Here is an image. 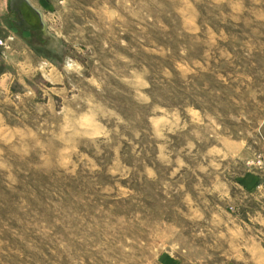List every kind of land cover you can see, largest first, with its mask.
<instances>
[{
  "label": "rangeland",
  "instance_id": "rangeland-1",
  "mask_svg": "<svg viewBox=\"0 0 264 264\" xmlns=\"http://www.w3.org/2000/svg\"><path fill=\"white\" fill-rule=\"evenodd\" d=\"M0 86V264H231L225 190L264 161V0H47Z\"/></svg>",
  "mask_w": 264,
  "mask_h": 264
},
{
  "label": "crops",
  "instance_id": "crops-1",
  "mask_svg": "<svg viewBox=\"0 0 264 264\" xmlns=\"http://www.w3.org/2000/svg\"><path fill=\"white\" fill-rule=\"evenodd\" d=\"M11 0H0V35H13L8 47L0 46V86L11 87L18 82L27 83L41 67L38 39L49 35L47 16L50 14L47 0H30L42 12L45 30L26 29L17 24L19 14L11 9ZM228 179L225 199L226 213L231 225V264H264V169L246 168Z\"/></svg>",
  "mask_w": 264,
  "mask_h": 264
},
{
  "label": "water",
  "instance_id": "water-1",
  "mask_svg": "<svg viewBox=\"0 0 264 264\" xmlns=\"http://www.w3.org/2000/svg\"><path fill=\"white\" fill-rule=\"evenodd\" d=\"M10 5L11 9L16 10L19 14L17 24L29 30H45L46 24L43 20L42 12L30 0H11Z\"/></svg>",
  "mask_w": 264,
  "mask_h": 264
},
{
  "label": "built area",
  "instance_id": "built-area-1",
  "mask_svg": "<svg viewBox=\"0 0 264 264\" xmlns=\"http://www.w3.org/2000/svg\"><path fill=\"white\" fill-rule=\"evenodd\" d=\"M14 36L13 35H7V36H2L0 35V46L2 47H8L9 46V42L14 40ZM264 161V157L262 158L261 161H259V163H262Z\"/></svg>",
  "mask_w": 264,
  "mask_h": 264
}]
</instances>
